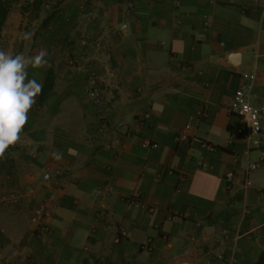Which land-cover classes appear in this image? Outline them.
<instances>
[{
    "label": "crops",
    "instance_id": "obj_1",
    "mask_svg": "<svg viewBox=\"0 0 264 264\" xmlns=\"http://www.w3.org/2000/svg\"><path fill=\"white\" fill-rule=\"evenodd\" d=\"M134 3L47 0L69 40L56 34L49 52L72 53L84 70L49 54L28 72L43 83L53 69L55 86L0 156V191L22 193L15 217L0 218V264H255L264 250V162L247 170L262 151L236 135L228 110L243 84L264 106V0ZM89 66L101 105L88 95ZM137 191L154 213L128 202ZM43 200L47 232L31 222Z\"/></svg>",
    "mask_w": 264,
    "mask_h": 264
},
{
    "label": "built area",
    "instance_id": "obj_2",
    "mask_svg": "<svg viewBox=\"0 0 264 264\" xmlns=\"http://www.w3.org/2000/svg\"><path fill=\"white\" fill-rule=\"evenodd\" d=\"M127 2L129 8H133L135 3L134 0H124ZM71 64H75L72 60ZM79 70H84L81 65L76 66ZM88 81V95L93 100L96 105L103 104V96L101 94L100 77L97 70L93 67H86ZM254 76H252L253 78ZM229 112L233 115H237L240 118V124L236 129V135L247 141L249 149H259L262 151V156L258 161L248 162V172L258 168L262 162H264V106H256L251 102V94L248 85H241L234 94V97L228 108ZM202 116L206 115L205 111L200 113ZM150 118V113L146 112L141 116V121ZM187 138L186 132H183L177 139L185 140ZM203 147L209 149L210 151H217L218 147L207 142L202 143ZM143 148H158V143L152 142L150 140L142 141ZM239 162V156L235 155L234 167L229 169L225 175V181L227 188H231L236 180V166ZM174 173V171H172ZM181 183L185 182L187 177L183 173L178 174ZM10 179L11 176L8 175ZM20 195L16 191L10 192L4 198L10 200L11 202H17ZM128 202L133 205H137L140 208L154 213L157 209L155 204H148L141 191H137L131 195ZM51 205L48 200L41 201L31 217V222L35 226V230L39 232H47L49 226L47 224V217L50 214ZM127 230L122 229L116 238L117 242H120L122 238L127 236ZM143 250L150 251L152 249L151 242L148 241L140 245ZM8 264H13L9 262Z\"/></svg>",
    "mask_w": 264,
    "mask_h": 264
},
{
    "label": "clouds",
    "instance_id": "obj_3",
    "mask_svg": "<svg viewBox=\"0 0 264 264\" xmlns=\"http://www.w3.org/2000/svg\"><path fill=\"white\" fill-rule=\"evenodd\" d=\"M25 32L23 39H31ZM43 53L25 57L23 53L9 54L0 50V156L20 140V134L28 121V113L41 95L44 85L28 77L27 68L45 64ZM53 158L60 160L61 152Z\"/></svg>",
    "mask_w": 264,
    "mask_h": 264
},
{
    "label": "rangeland",
    "instance_id": "obj_4",
    "mask_svg": "<svg viewBox=\"0 0 264 264\" xmlns=\"http://www.w3.org/2000/svg\"><path fill=\"white\" fill-rule=\"evenodd\" d=\"M33 0H12V7L10 14L8 16L6 25L0 34V50H4L9 54H19L23 53L25 57L35 56L43 53V57L47 58L50 56L63 58L65 61L71 64V61L74 60L75 64L72 66H77V59H75L72 53H67L62 50V48L56 49V52H49V46L55 44L56 39L55 35H60L64 40V45L68 42V38L64 39L62 36L64 34L57 33V27L54 24L55 19H51L48 24H44V21L49 17L51 8L47 7V3L42 6L41 10L37 13L34 11L32 6ZM25 32H31V39H23ZM57 46V45H56ZM60 47V45H58ZM33 68H27V72L31 71ZM101 86V83H100ZM8 153L5 152L4 155L7 157ZM8 159V157H7ZM9 174V173H8ZM7 178V177H6ZM11 179V178H10ZM13 190H6L4 192L0 191V218L3 217L7 219L15 215L14 205L17 202H11L4 197L8 195ZM17 192V191H16ZM21 195V192H17ZM15 217V216H14ZM35 228V226H34Z\"/></svg>",
    "mask_w": 264,
    "mask_h": 264
},
{
    "label": "trees",
    "instance_id": "obj_5",
    "mask_svg": "<svg viewBox=\"0 0 264 264\" xmlns=\"http://www.w3.org/2000/svg\"><path fill=\"white\" fill-rule=\"evenodd\" d=\"M47 3V0H33L32 6L35 12H39L43 5ZM12 7V0H0V34L2 33L8 16L10 14ZM54 14H51L45 21L44 24H48L50 20L53 18ZM44 85L41 95H39L38 104L42 105L49 93L50 90L55 86V75L53 69H49L44 77L43 83ZM255 264H264V250L260 254L258 260Z\"/></svg>",
    "mask_w": 264,
    "mask_h": 264
}]
</instances>
